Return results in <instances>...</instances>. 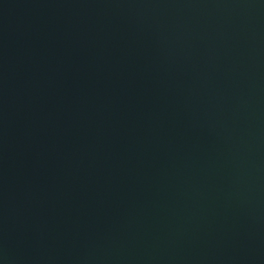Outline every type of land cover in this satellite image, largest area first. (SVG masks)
Segmentation results:
<instances>
[{"label": "water", "instance_id": "obj_1", "mask_svg": "<svg viewBox=\"0 0 264 264\" xmlns=\"http://www.w3.org/2000/svg\"><path fill=\"white\" fill-rule=\"evenodd\" d=\"M0 264H264V0H0Z\"/></svg>", "mask_w": 264, "mask_h": 264}]
</instances>
